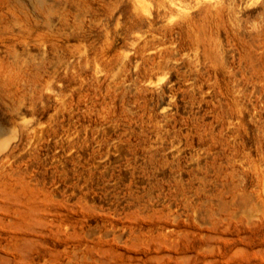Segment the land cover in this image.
Returning a JSON list of instances; mask_svg holds the SVG:
<instances>
[{"label":"rangeland","instance_id":"obj_1","mask_svg":"<svg viewBox=\"0 0 264 264\" xmlns=\"http://www.w3.org/2000/svg\"><path fill=\"white\" fill-rule=\"evenodd\" d=\"M0 264H264V0H0Z\"/></svg>","mask_w":264,"mask_h":264}]
</instances>
